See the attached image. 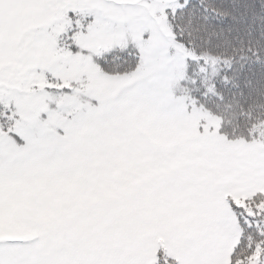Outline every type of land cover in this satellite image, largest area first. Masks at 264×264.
<instances>
[{"label": "snow or ice", "instance_id": "6c2138e0", "mask_svg": "<svg viewBox=\"0 0 264 264\" xmlns=\"http://www.w3.org/2000/svg\"><path fill=\"white\" fill-rule=\"evenodd\" d=\"M0 264H264V0H0Z\"/></svg>", "mask_w": 264, "mask_h": 264}]
</instances>
